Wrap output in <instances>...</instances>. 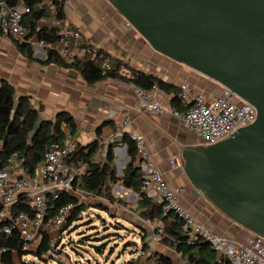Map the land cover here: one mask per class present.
Masks as SVG:
<instances>
[{
	"label": "crops",
	"instance_id": "1",
	"mask_svg": "<svg viewBox=\"0 0 264 264\" xmlns=\"http://www.w3.org/2000/svg\"><path fill=\"white\" fill-rule=\"evenodd\" d=\"M64 11L66 21L80 29L84 43L95 49H103L110 58L123 62L118 70L121 75L130 77L131 69L142 70L175 85L188 82L206 93H221L223 86L220 83L157 52L108 0H64ZM52 19V15L46 16L39 24L51 26ZM35 39L31 43L33 56L30 58L19 50L17 40L0 34V83L3 79L7 80L15 88L17 97H27L32 106L39 110V117L43 122H55L62 111L70 113L76 122L73 136L79 145H97L92 156L97 162H106L109 152L106 147L116 140L118 147L113 148V153L117 176L122 175L130 160L127 143L123 141L124 134L129 135L128 131L142 134L145 149L165 178L173 185L184 187L183 204L198 221L237 241H244L252 234L223 214L205 196L199 195L185 175L183 167L171 169V158L176 154L181 157L180 146L196 143L197 136L194 133L169 114H154L139 109L134 84L128 80L116 77L89 84L74 68L42 64L40 60H44L46 54L42 47L36 45ZM161 94L163 97L170 95L162 90ZM125 119L131 121L127 129H123ZM62 128L65 130L67 126L63 125ZM140 160L138 155L139 167ZM81 163L84 162H78ZM118 183L121 182L112 186L114 193L122 190L132 194L134 216L141 218L136 212L137 193L122 184L118 187ZM75 196L85 205L87 202L98 203L94 198L80 199L78 195ZM120 210L128 212L124 208ZM173 216L174 214H170L169 217ZM157 221L143 220L137 223L136 229H143L147 234L145 243L149 252L145 254L142 242V252L132 256H141L138 264L149 263L148 255L156 250L170 256L175 264H180L178 259L181 254L153 239L152 225ZM40 243L41 236L37 244L33 243L30 249L23 251L36 254ZM25 256L26 254L24 258ZM12 260V264H22L16 250L12 251ZM0 264L7 263L0 261Z\"/></svg>",
	"mask_w": 264,
	"mask_h": 264
},
{
	"label": "built area",
	"instance_id": "2",
	"mask_svg": "<svg viewBox=\"0 0 264 264\" xmlns=\"http://www.w3.org/2000/svg\"><path fill=\"white\" fill-rule=\"evenodd\" d=\"M51 8L55 13V7ZM29 11L30 7L25 0H18L14 5L8 4L7 0H0V34L28 43H33V39L36 38V45L42 47L45 54L47 48H51L68 64L75 63L86 53V43L82 40L80 29L67 21H59L54 16L51 26L59 28L60 38L57 41L48 44L45 40L39 39L37 33L29 39L26 38L27 29L23 19ZM39 28L40 24L36 31ZM178 86L179 102L174 106L171 94L163 97L159 88L148 90L134 84L137 106L144 111L154 114L165 113L176 118L188 131L197 136L196 143L209 145L219 142L239 128L253 123L257 118L256 108L227 87L223 86L219 94H212L196 89L188 82L180 83ZM130 123V120L125 119L123 129H127ZM128 133L135 142L141 158L142 191L163 204L164 216L177 215L183 222L184 230L190 235V240L194 241L199 237L207 242L224 264H264V237L252 233L244 241H237L226 234L213 231L198 221L192 211L183 204L184 187L173 185L165 178L164 173L145 149L144 136L135 131ZM78 145L73 134L65 129L61 141L52 142L46 147L44 158L37 164L34 174H30L28 168L21 163L17 152L11 154L5 161L0 157V221L4 222L1 230L10 234L12 229L16 228L23 250L30 249L34 239L40 235V229L44 228L49 230L50 238L45 257L57 260L62 258L61 228L71 215L75 203L66 202L55 207L54 200L59 198L61 192H70L78 195L80 199L107 200L104 197H94L88 191L74 186V179L87 166L85 163H68V158ZM181 161L180 155H174L170 160L171 169L183 167ZM21 196L29 200V210H21L14 214L13 207ZM152 229L153 239L159 241L165 233L162 220L152 225ZM5 251V248H0V256Z\"/></svg>",
	"mask_w": 264,
	"mask_h": 264
},
{
	"label": "water",
	"instance_id": "3",
	"mask_svg": "<svg viewBox=\"0 0 264 264\" xmlns=\"http://www.w3.org/2000/svg\"><path fill=\"white\" fill-rule=\"evenodd\" d=\"M108 1L157 52L256 108V120L229 137L180 148L195 191L264 237V0ZM42 123L39 117L34 134ZM111 146L118 147L116 140Z\"/></svg>",
	"mask_w": 264,
	"mask_h": 264
},
{
	"label": "trees",
	"instance_id": "4",
	"mask_svg": "<svg viewBox=\"0 0 264 264\" xmlns=\"http://www.w3.org/2000/svg\"><path fill=\"white\" fill-rule=\"evenodd\" d=\"M17 1L7 0L10 5L16 4ZM25 2L30 7V11L24 15L23 19V24L27 29L26 38L29 39L37 33V37L45 40L48 44L57 41L60 38L58 27L40 25L38 31H36V27L42 18L49 15L54 16L59 21H66L64 0H25ZM52 6L55 7V13L51 8ZM16 44L24 55L32 58L33 48L31 43L16 41ZM85 47L86 53L73 64L64 62L59 54L51 48H47L46 58L40 60V62L42 64H57L61 67L74 68L80 72L89 84L117 77L148 90L159 88L171 94L172 104L174 106L178 105L180 94L178 85L164 81L152 73L136 69H131L132 75L125 77L118 72L121 65H123L121 60L110 58L103 49H95L87 44ZM38 120L39 110L32 106L27 97L17 98L15 88L10 82L3 79L0 83V140L2 141L0 157L2 161H5L11 154L17 152L21 163L28 168L30 174L35 173L37 164L43 160L46 147L52 142L63 139V125H66L72 134L76 130L74 117L67 111L60 112L55 122L44 121L37 133L34 134ZM123 138L128 146L130 160L120 176L116 174L113 146L109 149L106 162L102 163L94 161L92 158L97 150L95 143L87 146L78 145L68 158V163L78 164L79 161H83L87 164V167H85L82 174L74 179V186L88 191L94 197H104L110 203H115L116 200L112 195L111 188L113 184L120 181L124 187L137 193L136 212L143 220L149 222L162 220L165 233L159 242L181 254L186 259L185 264H224L221 257L210 248L207 242L199 237L194 241L190 240V235L184 230L183 222L177 215L174 214L171 219L164 216L163 204L142 191V172L138 166L136 144L128 134H124ZM97 200L100 208L107 210L106 203L103 200ZM66 202L75 203V207L61 229L69 227L75 220L79 219V214L86 208L84 203H80L75 195L67 191L61 192L59 198L54 200V205L57 207ZM21 210H29V200L25 196H21L19 202L14 205L13 213L16 214ZM3 224L4 222L0 221V248H5L6 251L1 256L0 261L12 264V251L16 250L22 264H28L24 260V255L27 253L22 249L18 230L13 228L10 234H6L1 230ZM139 233L144 243L143 250H146L145 239L147 234L144 233L143 229L139 230ZM39 234L41 243L36 256L41 260H47L44 253L49 246V230L41 228ZM95 248L97 251L102 252L104 246L100 245ZM140 257V255L133 256L122 264H138ZM150 258L153 259L152 264H175L170 256L156 250L151 252Z\"/></svg>",
	"mask_w": 264,
	"mask_h": 264
},
{
	"label": "rangeland",
	"instance_id": "5",
	"mask_svg": "<svg viewBox=\"0 0 264 264\" xmlns=\"http://www.w3.org/2000/svg\"><path fill=\"white\" fill-rule=\"evenodd\" d=\"M119 186L121 187V183H118ZM113 187L111 192L116 201L110 203L105 200L107 210L101 209L96 202H87L85 210L79 216L81 218L63 229L61 241L63 253L60 260L49 257L47 260H41L32 252H28L24 260L28 264H96L97 261L98 264H122L131 259L132 254L142 252L140 229H136V225L143 220L134 216L132 209L134 198L132 194L122 190H116L114 193ZM123 208L128 212H122L120 209ZM144 224L146 225L145 222ZM39 240L40 235L34 239V244ZM100 245L104 246L102 252L95 248ZM148 252L145 250L146 255ZM150 256L151 253L148 260L152 264L153 259ZM86 259L91 261L88 263ZM178 260L180 264L186 263L183 256Z\"/></svg>",
	"mask_w": 264,
	"mask_h": 264
}]
</instances>
